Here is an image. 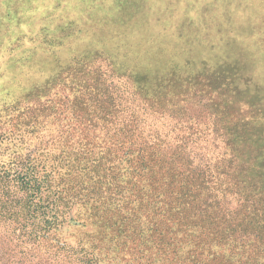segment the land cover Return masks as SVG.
<instances>
[{"label": "rangeland", "instance_id": "rangeland-1", "mask_svg": "<svg viewBox=\"0 0 264 264\" xmlns=\"http://www.w3.org/2000/svg\"><path fill=\"white\" fill-rule=\"evenodd\" d=\"M61 91L65 101L94 93L99 101L91 113H106L110 127L117 116L145 118L143 130L158 134L168 150L178 147L182 163L224 159L221 146L240 141L231 133L244 129L249 114V129L264 131V0H0V92L34 110L37 98L56 102ZM64 108L49 118L44 141L91 126ZM7 117L3 132L10 131ZM9 140L0 149L2 176L19 171L36 149L14 153L18 142ZM253 144L258 150L260 143ZM252 162L264 174V157ZM29 205L23 191H0V264L134 262V255L117 253L129 241L107 244L113 225L88 218L77 205L62 200L35 214ZM105 245L112 249L95 256ZM172 252L151 257L189 264Z\"/></svg>", "mask_w": 264, "mask_h": 264}, {"label": "trees", "instance_id": "trees-1", "mask_svg": "<svg viewBox=\"0 0 264 264\" xmlns=\"http://www.w3.org/2000/svg\"><path fill=\"white\" fill-rule=\"evenodd\" d=\"M61 95L65 94L56 92V102L37 98L41 106L29 110L31 106L23 105L20 98L11 101L10 94L0 92V121L9 114L10 123L9 132L0 129V149L8 147L9 139L18 142L12 146L14 153L36 147L19 171L2 170L1 192L23 191L33 214L58 208L62 200L77 205L88 218L113 225L107 244L129 241L117 253L134 255L131 264H158L151 255L162 249L189 264H264V174L252 162L264 157V131L249 129L247 119L253 114L244 120V129L231 133L239 135L240 141L221 146L226 158L197 166L190 159L180 162L178 147L168 150L158 134L145 132L141 125L145 118L117 116L116 126L110 127L106 113H91L99 101L94 93L81 98L71 95L68 101ZM66 103L71 114L91 126L44 141L49 118L57 107L66 109ZM80 104L95 105L73 112ZM253 141L260 143L258 150ZM246 158L255 160L245 163ZM164 227L171 228L168 235L162 234ZM167 240L173 247L169 243L165 248ZM106 245L95 256L112 249Z\"/></svg>", "mask_w": 264, "mask_h": 264}]
</instances>
